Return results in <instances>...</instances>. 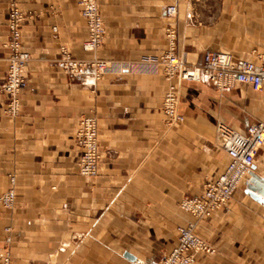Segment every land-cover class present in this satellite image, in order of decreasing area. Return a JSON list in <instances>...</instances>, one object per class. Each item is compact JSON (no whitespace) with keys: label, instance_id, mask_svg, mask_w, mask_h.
Segmentation results:
<instances>
[{"label":"crops","instance_id":"obj_1","mask_svg":"<svg viewBox=\"0 0 264 264\" xmlns=\"http://www.w3.org/2000/svg\"><path fill=\"white\" fill-rule=\"evenodd\" d=\"M79 1L0 0V187L16 191L13 208L1 211L0 253L9 251V264H156L177 244L178 228L195 222L214 252L197 253L194 264H264V195L250 190L253 174L264 180V146L223 208L197 221L180 207L227 168L217 123L244 132L262 119L264 89L221 93L209 80L176 79L185 120L170 126L162 109L170 81L159 63L169 25L184 62L202 64L213 50L258 61L264 0H98L106 34L95 51L82 47ZM12 3L27 16L31 56L17 116L5 113L3 90ZM63 50L126 68L100 79L93 70L73 75L60 63ZM88 114L99 126L96 177L79 171L76 133Z\"/></svg>","mask_w":264,"mask_h":264},{"label":"built area","instance_id":"obj_2","mask_svg":"<svg viewBox=\"0 0 264 264\" xmlns=\"http://www.w3.org/2000/svg\"><path fill=\"white\" fill-rule=\"evenodd\" d=\"M80 13L86 21L88 36L82 47L86 51L99 49L105 39L106 27L100 11L98 0H80ZM167 14H177L174 4L166 7ZM26 14L17 6L11 4L8 15L9 37L4 47L9 50L8 69L3 90L8 94L9 101L5 113L17 116L21 109V94L28 85L25 74L30 60V53L24 48L22 27ZM169 48L159 57L163 73L170 81L164 94L162 109L166 123L174 126L185 120L179 111L178 88L174 81L183 79L189 81L209 80L221 93L230 92L238 85L245 84L255 91L264 89V54L258 56V61L252 59L235 60L230 52L208 51L202 64L184 62L177 54V30L173 25L166 29ZM1 59V56H0ZM60 63L64 69L73 75L86 70H93L96 79L104 74L120 71L125 66L116 67L107 60H80L63 50ZM99 126L95 115H83L78 124L76 142L81 149L79 160L80 174L96 177L100 162ZM216 141L229 156L226 170L216 179L207 183L205 190L199 196L186 197L181 200L180 207L191 214L195 220L211 216L223 208L233 197L244 178L254 169L255 158L264 146V116L250 124L244 132L238 131L227 123L219 121L216 125ZM12 182L14 179H11ZM16 202L14 187L6 190L0 187V218L2 209H11ZM195 222H190L178 228V242L174 248L156 264H194L199 252L212 253L213 246L195 233ZM10 228H7L9 231ZM7 237L6 242H10ZM10 263V253L4 250L0 253V264ZM147 264V263H142Z\"/></svg>","mask_w":264,"mask_h":264},{"label":"water","instance_id":"obj_3","mask_svg":"<svg viewBox=\"0 0 264 264\" xmlns=\"http://www.w3.org/2000/svg\"><path fill=\"white\" fill-rule=\"evenodd\" d=\"M250 190L254 193V192H258L257 195H264V180L259 178L258 176H256L255 174H253V178H252V185L250 186ZM256 195V194H254ZM258 199H262L260 196H255ZM131 258L134 259V257L129 256Z\"/></svg>","mask_w":264,"mask_h":264}]
</instances>
